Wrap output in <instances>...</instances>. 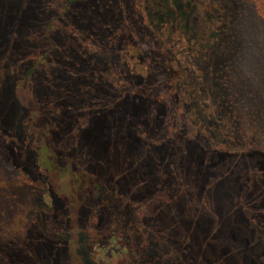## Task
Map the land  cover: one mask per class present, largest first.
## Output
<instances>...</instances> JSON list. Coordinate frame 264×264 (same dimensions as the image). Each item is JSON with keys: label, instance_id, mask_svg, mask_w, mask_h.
Masks as SVG:
<instances>
[{"label": "trees", "instance_id": "1", "mask_svg": "<svg viewBox=\"0 0 264 264\" xmlns=\"http://www.w3.org/2000/svg\"><path fill=\"white\" fill-rule=\"evenodd\" d=\"M5 1L15 51L0 61L6 71L0 165L9 162L50 197L43 215L35 206V224L46 225L48 236L36 237L32 259L104 264L96 258V235L114 241L117 224L136 222L141 225L126 235L127 264H264V145H253L264 132V98L254 97L255 76L228 63L223 51L202 49L191 23L197 13L179 0H70L60 15L45 0ZM130 11L135 18H127ZM121 12L126 15L119 18ZM34 21L47 26L44 49L25 36ZM123 33L136 42L130 68L112 50ZM0 45L9 47L6 39ZM24 46L32 47V57L45 50L44 67L55 69L39 74L36 63H26ZM249 88L253 97H239ZM185 139L198 149L196 157L183 154ZM64 158L73 180L62 197L64 182L55 172ZM116 169L126 172L124 181ZM137 197L164 199L166 208L174 207L165 215L170 223L150 213L142 224ZM240 197L256 207V218L252 210L235 211ZM212 216L227 224L213 231ZM91 219L106 229L90 232ZM172 225H191V233Z\"/></svg>", "mask_w": 264, "mask_h": 264}, {"label": "rangeland", "instance_id": "2", "mask_svg": "<svg viewBox=\"0 0 264 264\" xmlns=\"http://www.w3.org/2000/svg\"><path fill=\"white\" fill-rule=\"evenodd\" d=\"M69 1L70 0H45V5L47 8L52 6L55 10V14L57 13L60 15L66 11ZM100 1L113 4L122 3L123 5L124 1L127 3L129 0ZM134 1L140 2V0ZM5 3V0H0V43H3L6 39L9 47L7 45V48L3 49L2 45H0V61L5 53L15 51L12 50L13 48L15 49V42L12 38L15 34L11 31L13 26L12 28L10 27V23L13 19L10 15V11H5L6 8H8L5 7ZM179 3H181V5L189 6L190 9L197 13L192 18L191 23L194 25V29L197 32L200 46H203L202 49L223 51L228 55L226 58L228 63H231L232 66H239L249 78L255 76L256 87L254 97L255 99L256 97L264 98V92L258 94L259 88H263L264 85V14L261 9L260 0H179ZM148 6H150L149 1ZM125 13L126 12H121L117 13V15L120 18L124 17L126 15ZM138 13H140V11H138ZM135 17V11H130L127 18ZM41 18H48L47 12ZM27 22H29V19ZM29 27L30 28L24 29L25 36L36 46V48L42 46L41 48L44 49L45 45L48 44V37H45V29L47 26L44 24L38 26L37 21H34L32 26ZM115 41H120V43L115 44L112 50H120L119 55H121L122 60H124L122 64V66H124L123 68L132 67L137 61V58L131 56L135 51L132 46H136L134 45L136 42L131 41V37L127 33H123L121 37ZM199 43H196V45L199 46ZM31 49L32 47L24 46V48H22V53L26 59H29H25L26 63H36V69L39 74L42 72L44 73L45 69L51 71L55 69V65L53 64L52 66L47 64L50 66H47L48 68L44 67L47 58L44 55L45 50H41L38 56L32 57L30 56ZM206 54H209V51ZM238 54L243 56L239 62H237ZM53 59H57V56L53 55ZM209 62L210 59L205 57L204 54L202 64L207 65ZM4 67L5 63H0V77L6 72ZM234 69V67H231L230 71ZM251 81L254 82V78ZM245 87L246 86H243V88ZM245 91L246 90L242 93L239 91V97H253V91L251 88L248 89V91H250L249 95H246V93H244ZM261 92L262 90L260 93ZM182 142L183 144L179 143V145L182 146L181 150L183 154L192 158L196 157L198 149L191 144L192 142L187 139L182 140ZM253 145H264L263 131H260L253 138ZM65 162L66 159L64 158L62 164L58 166L59 169L55 172V176L61 175V177H58L61 178L59 182H64L61 191L64 192V194L61 195L62 197L64 195L69 196V190L72 187L71 182L73 180L71 173H68L66 170L64 165ZM114 172H118V174L120 173L119 175L122 181H124L127 176L126 172L123 173L124 171H121V169H116ZM24 178L26 177H23L22 175L20 176L16 173L15 169H13V166L9 162L0 165V264H38L39 262L32 259L34 257V251L36 252L37 249V245H35L36 237L38 235L40 237L48 236L45 233L46 225L41 226L40 223L35 224L37 216V209L35 206L38 204V206L44 209L43 212H39L43 215L45 211H48L50 197L45 189H38L31 180L28 181V178ZM121 180L120 183L122 184ZM31 185L34 186V191L31 189ZM36 200H38L39 203H37ZM135 200L133 201L135 211L142 224L144 221L143 219H148L150 213L155 215L161 223H170L165 215L168 212L173 213L174 207L166 208V202L164 199L156 202L151 197H137ZM248 201L249 199L243 197L242 203L239 204L235 211L240 212L242 215L247 211L252 210L253 215L255 216L254 218H256V207L247 206L249 205ZM196 209L199 211L198 216L203 214L202 207L199 206ZM259 211L262 212V209L260 208ZM214 219L218 220L215 216L212 220ZM216 220L215 223H213V231H216L218 227L222 229L227 224V222L225 223L220 219L218 222ZM91 221L94 222V224L90 223L87 227L90 232L94 231L95 233H99L101 230L106 229L100 228L99 230L95 226L96 220L91 219ZM119 225L120 224H117V227H119V233L114 237V241L108 242V239H106V237L101 238L100 234H97L94 238L95 240L93 244L94 248L97 249L95 253L98 254L96 258L99 259V262L102 263L103 260L104 264H127L126 259L128 257L124 252L130 247L129 244L131 242L126 235H130L134 231L133 225L141 224L135 222L131 226ZM36 226H38L39 229ZM156 226L158 227V225ZM176 227L177 225H172V228H175L174 230L180 233H183L184 231L186 233L190 232L192 228L191 225L187 228ZM47 239L50 240V238ZM50 248H52V244H50ZM53 249L54 248L51 250ZM105 259H108V261Z\"/></svg>", "mask_w": 264, "mask_h": 264}]
</instances>
